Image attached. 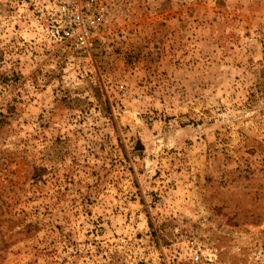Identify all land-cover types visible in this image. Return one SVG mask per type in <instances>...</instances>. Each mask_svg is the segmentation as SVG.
<instances>
[{
	"label": "rangeland",
	"instance_id": "1",
	"mask_svg": "<svg viewBox=\"0 0 264 264\" xmlns=\"http://www.w3.org/2000/svg\"><path fill=\"white\" fill-rule=\"evenodd\" d=\"M0 264H264V0H0Z\"/></svg>",
	"mask_w": 264,
	"mask_h": 264
},
{
	"label": "built area",
	"instance_id": "2",
	"mask_svg": "<svg viewBox=\"0 0 264 264\" xmlns=\"http://www.w3.org/2000/svg\"><path fill=\"white\" fill-rule=\"evenodd\" d=\"M86 8V9H85ZM89 4L72 3L71 6L63 7L67 13L70 12V18L67 20L68 27L64 30V35L73 40L77 47L86 50L91 45V40L95 36L99 22L96 23L88 15ZM101 18V15L99 16ZM193 241L189 256L193 262L200 260L199 248H194Z\"/></svg>",
	"mask_w": 264,
	"mask_h": 264
}]
</instances>
